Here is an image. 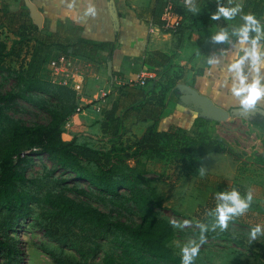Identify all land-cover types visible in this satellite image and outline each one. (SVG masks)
Returning a JSON list of instances; mask_svg holds the SVG:
<instances>
[{"label":"rangeland","instance_id":"374dc122","mask_svg":"<svg viewBox=\"0 0 264 264\" xmlns=\"http://www.w3.org/2000/svg\"><path fill=\"white\" fill-rule=\"evenodd\" d=\"M15 13L20 14L19 24H25L26 30L21 50L17 51V55L6 57L3 62L4 67L0 70L2 94L20 92L22 78L34 75L38 67L41 77L48 80L46 64L41 66V63L56 55L54 44L44 40L33 28L34 24H29L24 7L17 0H0V40L10 48L18 39L15 30L17 32L19 27H16ZM14 46L20 48L18 43ZM64 48L66 50L62 52H67L68 46ZM69 95L68 90L49 84L46 92L38 91L28 95L29 100L17 97L12 108L5 110L4 114L6 118L25 125L45 124L50 120L51 111H64L66 108L69 112L73 110ZM234 118L209 122L208 125L210 134L218 138L234 156L225 153V157L219 159L208 158L200 162L194 172L186 168L179 170L164 160L146 157L137 161L129 160L126 162L127 168L122 167L124 173L129 172L130 168L134 169L135 176L141 178L135 192L149 198L147 206L157 217L168 221L173 227L175 236L169 242V247L179 259L182 255L181 246L192 240L200 242L199 224H204L207 225L203 233L205 240L193 263L264 264V149L257 141L261 130L258 132L254 126V123L261 121V117L251 114L249 117L239 115ZM7 124V121H0V128ZM68 131L72 135L75 128L71 126ZM105 141L87 143L100 150H107L110 143ZM22 155L25 161L19 170L25 174L26 180L19 183L18 190L29 200L30 212L14 230L9 231L17 243L16 261L9 262L0 251V264H59L49 252L79 264H173L157 261L133 244L127 235L118 231H111L105 239L100 240L93 238L89 229L74 228L66 245L51 240L43 227L55 212V208L47 203L48 200L70 199L105 214L109 220L130 225L138 224L142 214L130 199L131 192L127 188L119 189L118 195L107 194L85 180H76L69 170L57 167L44 153L28 150ZM226 160L233 164L234 176L223 178L221 175H212L215 166L223 168L227 165ZM233 189L240 193L241 198L251 193L253 200L249 209L231 219L226 229L214 228V210L219 203L224 202L218 199V194ZM5 214L4 210H0V225ZM185 220L190 223L184 227L173 224V221L183 224ZM257 224L261 225L262 232L257 239L252 240L249 233ZM59 232H65L64 228ZM71 242L76 243L85 255L81 256L77 250L70 248L69 245L74 244Z\"/></svg>","mask_w":264,"mask_h":264},{"label":"crops","instance_id":"0c3cea01","mask_svg":"<svg viewBox=\"0 0 264 264\" xmlns=\"http://www.w3.org/2000/svg\"><path fill=\"white\" fill-rule=\"evenodd\" d=\"M17 1L23 4L25 17L29 24H34L35 31L54 44L55 57L63 53L58 46H68L66 54L78 65L75 80H82L83 98L79 101L72 96L71 100L75 109L79 105L83 109L72 119L75 133L70 135L69 128L62 133L64 141L75 137L76 143L88 144V141H96L94 136L102 135L104 116L94 111L91 102L97 91L103 88L107 90L104 109L109 110L114 104L117 107L115 117L122 118L123 132L119 140L123 145L132 144L151 125L157 131L177 127L188 130L197 118L222 122L239 115L249 117L258 114L261 121L254 126L258 132L261 130L257 141L264 149V100L254 109L242 110L238 98L230 91L232 74L226 71L234 53L240 50L237 38L231 35L232 29L242 22L240 14L230 21L223 17L209 21L207 17L208 5L217 4L220 0H193L191 7L196 11L183 6L179 0H173L174 9L182 10L177 11L182 27H198L185 32L182 37L161 27V13L166 0H96L97 15L83 20L76 19V16L81 15L86 7L84 0H79L72 10H67L61 0ZM221 1L229 7L241 3L243 12L254 15L260 11L259 19L264 22V0ZM65 11L69 14L65 15ZM221 27H226L230 35L228 40L217 43L212 38L213 31H219ZM261 44L264 45V41ZM165 56L173 57L172 66L157 79ZM209 57H218L219 63L208 66ZM244 67L248 69L247 63ZM142 72L149 77L143 86L137 83L119 86L110 79L116 75L123 80H135ZM248 75L251 77L252 73ZM166 77L177 79L160 106L157 102L159 84L165 82ZM153 80L158 85H153ZM224 154H209L201 162L225 157ZM226 162L223 168L215 166L212 175L232 178L235 174L233 164Z\"/></svg>","mask_w":264,"mask_h":264},{"label":"trees","instance_id":"16d2710c","mask_svg":"<svg viewBox=\"0 0 264 264\" xmlns=\"http://www.w3.org/2000/svg\"><path fill=\"white\" fill-rule=\"evenodd\" d=\"M219 2L222 3L221 0ZM217 5L218 3L208 5L207 17L209 21H214L211 16L217 11ZM21 6H23L22 3ZM175 10L182 12L179 8H175ZM19 15V13L14 14V18L17 20L16 27H19L17 32L15 30L18 39L13 42L10 48L0 40V70L4 67L3 62L6 57L17 55V51L21 50L26 25L19 24ZM259 15L260 11L255 13L258 19ZM197 29L198 27L193 25L182 27L180 24L174 32L179 33L182 37L185 32ZM17 43L20 47L18 49L14 46ZM178 47H180V40ZM58 48L62 51L66 50L61 46ZM49 60H44L41 66L47 64ZM172 60L173 57L165 56L161 63V71L156 75L157 79H160L166 70L170 69ZM38 66H40V62ZM175 79L177 77H166L165 82L159 84L157 102L160 106L163 105L165 94L173 87ZM49 84L52 83L41 77L38 67L34 75L22 78L20 92L0 93V121L8 122L7 126L0 128V210L6 212L5 219L0 225L1 253L9 259V262L16 261L17 243L13 236L9 235V231L14 230L21 220L29 216L30 202L18 190L19 183L26 180L25 174L19 170V166L25 161L22 154L29 150L46 154L57 167L69 170L76 180H85L89 185L104 193L118 195L119 189L127 188L131 192L130 199L142 214L138 224L130 225L121 221L109 220L105 214L70 199L61 198L52 202L48 200L47 203L55 208V212L43 227L51 240L66 245L74 228L89 229L92 237L100 240L105 239L107 233L118 231L127 235L133 244L157 261L181 263V259L174 256L169 247V242L175 236L173 227L168 221L157 217L147 206L149 198L135 192L136 184L141 181V178L135 176L134 169L130 168L129 172L124 173L123 168H127L126 162L129 160L137 161L146 157L164 160L179 170L186 168L194 172L204 156L212 153L233 155L232 152L227 150L218 138L210 134L209 121L203 118H197L192 128L188 130L177 127L168 131H157L155 126L151 125L132 144L123 145L119 140L123 132L122 118L115 117L117 107L114 104L109 110H102L101 113L104 116L101 125L102 135L93 137L98 142L108 141L110 147L107 150H100L89 144H78L75 137L69 141L62 139L61 135L64 132L66 119L75 111L74 103L72 112H69L68 108L64 111H51L50 120L45 124L30 126L5 117V110L12 108L17 97L29 100L28 95L38 91L46 92ZM152 84L158 85V82L153 80ZM62 88L70 92L68 99L71 100L72 96L75 98L72 90L66 87ZM112 125L113 130H111ZM108 132H110L109 135H106ZM77 192L83 193L81 190H77ZM62 225L65 232L60 233L59 230L63 229ZM86 225L88 227H85ZM69 247L77 250L81 256L85 255L76 243L70 244ZM43 249L48 251L46 248ZM49 255L59 264H79L58 257L52 252H49Z\"/></svg>","mask_w":264,"mask_h":264},{"label":"clouds","instance_id":"9594fccd","mask_svg":"<svg viewBox=\"0 0 264 264\" xmlns=\"http://www.w3.org/2000/svg\"><path fill=\"white\" fill-rule=\"evenodd\" d=\"M79 0H61V3L66 4L67 10L75 8ZM86 7L83 8L81 15L76 16V19L83 20L84 17H95L97 15L96 0H84ZM192 11H196L191 7V0H186ZM69 11H65L68 15ZM240 14L242 21L237 27L232 29L231 35L237 38L240 44V50L234 53L230 63L226 66V71L232 74L231 94L238 98L240 108L245 112L256 108L259 102L264 100V22L258 19L254 14L243 12L241 3H235L234 6H226L218 2L217 11L212 14V20H219L221 17L225 21H230ZM215 28V26H214ZM213 40L217 43L224 42L229 39V31L226 27H221L219 31L214 30ZM223 54V53H222ZM219 63L218 57H209L207 65L213 66ZM247 63L248 69H245ZM225 69H221L224 71ZM251 72L250 77L248 73ZM218 199L224 201L219 203L214 210L216 217L213 227H219L224 230L228 227V222L235 216L245 213L253 200L251 193L246 198H241L240 193L233 189L231 192H221L218 194ZM190 221L185 220L183 224H173L176 227H184ZM200 227V242L192 240L181 246V264H193L195 257L200 251V245L204 243L205 237L203 233L207 230V225L199 224ZM262 227L257 224L251 228L250 239L255 240L258 234H261Z\"/></svg>","mask_w":264,"mask_h":264},{"label":"built area","instance_id":"2783aa9c","mask_svg":"<svg viewBox=\"0 0 264 264\" xmlns=\"http://www.w3.org/2000/svg\"><path fill=\"white\" fill-rule=\"evenodd\" d=\"M193 0H191L192 3ZM179 3L183 6H189L186 3V0H179ZM161 27L165 30L175 31L181 24L180 15L174 9L173 0H166V4L161 13ZM46 70L49 74V82L69 88L74 92V96L77 100L81 101L82 96V80H75V76L78 74L79 68L75 59L70 57L68 54L60 53L55 58L49 60L46 64ZM148 74L146 72H142L137 74L135 80H123L116 75L110 77L111 82L115 85H130L132 83H137L138 85H145L148 80ZM107 103V90L99 89L97 91L96 97L93 98L91 105L95 112L101 113L105 108ZM83 106L79 105L76 107L74 113L70 115L64 124V131L67 130L71 126V122L75 113L81 112Z\"/></svg>","mask_w":264,"mask_h":264}]
</instances>
